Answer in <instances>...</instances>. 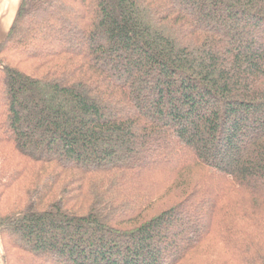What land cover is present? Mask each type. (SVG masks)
Returning a JSON list of instances; mask_svg holds the SVG:
<instances>
[{
  "label": "trees",
  "instance_id": "obj_1",
  "mask_svg": "<svg viewBox=\"0 0 264 264\" xmlns=\"http://www.w3.org/2000/svg\"><path fill=\"white\" fill-rule=\"evenodd\" d=\"M0 251L264 264V0H20L0 41Z\"/></svg>",
  "mask_w": 264,
  "mask_h": 264
},
{
  "label": "crops",
  "instance_id": "obj_2",
  "mask_svg": "<svg viewBox=\"0 0 264 264\" xmlns=\"http://www.w3.org/2000/svg\"><path fill=\"white\" fill-rule=\"evenodd\" d=\"M19 2L20 0H0V29L5 31L4 36L13 21Z\"/></svg>",
  "mask_w": 264,
  "mask_h": 264
},
{
  "label": "rangeland",
  "instance_id": "obj_3",
  "mask_svg": "<svg viewBox=\"0 0 264 264\" xmlns=\"http://www.w3.org/2000/svg\"><path fill=\"white\" fill-rule=\"evenodd\" d=\"M4 30H3V28L2 29H0V40L3 38V36H4ZM229 197H230V199H231V201H234V195L233 194H230L229 195ZM0 261H1V251H0Z\"/></svg>",
  "mask_w": 264,
  "mask_h": 264
}]
</instances>
